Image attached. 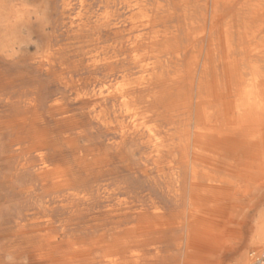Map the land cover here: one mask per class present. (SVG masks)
<instances>
[{
	"label": "rangeland",
	"instance_id": "1",
	"mask_svg": "<svg viewBox=\"0 0 264 264\" xmlns=\"http://www.w3.org/2000/svg\"><path fill=\"white\" fill-rule=\"evenodd\" d=\"M200 10L197 0H0V264H33L43 221L86 239L138 208L160 249L144 264H197L195 249L214 235L197 199L234 184L188 169L198 91L179 75L209 43L192 38ZM174 157L188 162L182 180ZM125 200L130 209L114 210ZM258 249L243 264L263 262Z\"/></svg>",
	"mask_w": 264,
	"mask_h": 264
},
{
	"label": "bare ground",
	"instance_id": "2",
	"mask_svg": "<svg viewBox=\"0 0 264 264\" xmlns=\"http://www.w3.org/2000/svg\"><path fill=\"white\" fill-rule=\"evenodd\" d=\"M149 3L151 2L149 1ZM197 3L201 9L200 14L196 16V19H191L193 21L190 23L193 41L205 36L210 39L206 51L194 53L187 61L186 68L179 75L186 80L190 87L195 86L198 91L195 144L192 147L188 169L191 168L193 171L194 168H200L201 174L206 180L218 178V182L253 183L264 188V0H197ZM184 54L185 51L177 52L173 57L174 62L178 65L181 64ZM247 72L250 74L248 81L244 77ZM100 117L102 116L100 115ZM122 127L121 129H123ZM146 130L151 139L157 142L156 128L148 125ZM128 150L131 152V148ZM186 163H188L186 159L177 157L169 161V168L174 180L177 178L182 180V175L178 176L177 173L182 172V165ZM53 175L57 179V183L61 184L63 174L55 172ZM197 182L198 180L195 178L193 183ZM203 189L206 191L207 188L204 186ZM211 189L213 190L212 197L206 193L203 194L197 199L199 204L215 198L214 194L218 188ZM123 206L121 204L114 210L130 209L126 200ZM125 213L128 217L118 220L109 234L106 232L97 233L96 236L86 239L65 236L67 233L64 235L50 232V220L43 221L44 225L39 227L37 233L42 238L43 249L36 254L33 264L147 263L154 259L160 249L155 247L156 244L151 246L156 239L151 240L146 234L147 219L144 208ZM153 217H158V215ZM201 235L206 236L205 233ZM258 241L259 244L264 242V229L262 230V228ZM165 252L169 256L171 251L165 250ZM261 260L257 258L252 264L257 261L264 264V261Z\"/></svg>",
	"mask_w": 264,
	"mask_h": 264
},
{
	"label": "crops",
	"instance_id": "3",
	"mask_svg": "<svg viewBox=\"0 0 264 264\" xmlns=\"http://www.w3.org/2000/svg\"><path fill=\"white\" fill-rule=\"evenodd\" d=\"M219 192L202 204L204 228L214 235L197 247V264H243L259 253L264 229V188L253 183L221 184Z\"/></svg>",
	"mask_w": 264,
	"mask_h": 264
},
{
	"label": "built area",
	"instance_id": "4",
	"mask_svg": "<svg viewBox=\"0 0 264 264\" xmlns=\"http://www.w3.org/2000/svg\"><path fill=\"white\" fill-rule=\"evenodd\" d=\"M255 264H260V262H259V261H257Z\"/></svg>",
	"mask_w": 264,
	"mask_h": 264
}]
</instances>
